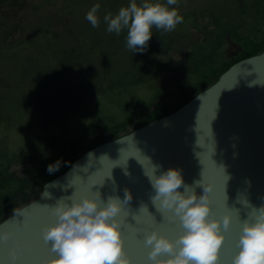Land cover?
<instances>
[{
    "label": "trees",
    "instance_id": "16d2710c",
    "mask_svg": "<svg viewBox=\"0 0 264 264\" xmlns=\"http://www.w3.org/2000/svg\"><path fill=\"white\" fill-rule=\"evenodd\" d=\"M127 1L47 0L57 6L55 13L47 19L41 17L38 30L29 31L16 47H9L6 40L21 29L16 20L23 0H0V18L9 24H0L3 61H10L12 49L21 53V60H55L56 66L55 77L40 86V97L29 94L21 101L12 95L1 98L0 222L35 199L47 181L62 174L84 152L121 136L113 133L125 131L131 124L132 130L139 128L177 110L212 85L233 63L264 50V0H233L234 14L189 11V7L184 9L177 3L170 5L179 9L182 22L171 31L153 27L147 49L134 53L126 47L127 29L119 34L109 32L103 19L105 10L115 14ZM95 3L100 4L97 15L104 26L103 42L83 34L89 31L85 14ZM65 22L64 31H50L51 27H64ZM242 31L254 35L242 36ZM228 42L238 43L243 49L231 59L223 55ZM68 44H73L75 52ZM52 48L58 51L51 56ZM150 80L154 84L145 92L143 85ZM134 88L138 89L137 96L144 94V100L162 97L160 103L144 113L145 105L140 104V96H134ZM127 95L130 100L124 99ZM123 113H127L125 117ZM79 125L87 127L68 136L69 128ZM101 125L112 134L83 141ZM58 158L60 168L49 173L47 165ZM14 165L22 166L26 174L10 172Z\"/></svg>",
    "mask_w": 264,
    "mask_h": 264
},
{
    "label": "water",
    "instance_id": "95a60500",
    "mask_svg": "<svg viewBox=\"0 0 264 264\" xmlns=\"http://www.w3.org/2000/svg\"><path fill=\"white\" fill-rule=\"evenodd\" d=\"M250 83L264 84V50L233 63L177 110L84 152L47 181L35 199L0 222V232L8 235L0 242V264H12L10 254H15V264H51L55 253L42 235L44 226L55 220L51 206L60 198L96 193L102 206L109 196L120 198L115 218L121 221L124 252L132 264H150L144 236L153 228L169 238L182 232L169 210H164V223H147V206L156 212L146 175L153 165L161 166L157 174L181 168L189 185L200 180L201 185L193 187L197 194L207 190L211 215H230L227 228L221 223L224 240L218 264H232L241 221L264 204V85ZM125 188L132 196L127 202Z\"/></svg>",
    "mask_w": 264,
    "mask_h": 264
},
{
    "label": "clouds",
    "instance_id": "9594fccd",
    "mask_svg": "<svg viewBox=\"0 0 264 264\" xmlns=\"http://www.w3.org/2000/svg\"><path fill=\"white\" fill-rule=\"evenodd\" d=\"M176 3L177 0H166V3L129 0L115 14L104 15L106 30L119 34L127 29L126 47L133 53L143 52L153 36V27L171 31L182 22L179 9L169 7ZM99 9L100 4L95 3L85 14L93 27L99 23ZM252 85L264 84L250 83ZM60 166L58 158L48 164L46 170L52 173ZM160 167L153 165L152 171L146 173L153 190L150 199L154 205L158 202L160 209L169 210L173 220H179L182 232L169 238L153 228L143 239L149 249L148 261L150 264H218L224 240L221 223L227 228L230 215L225 214L221 219L211 215L207 190L203 188V194H197L193 187L201 185L200 180L189 185L184 182L181 168L169 167L157 174ZM101 199L99 193L79 199L70 196L60 198L51 206L55 220L42 229L44 241L55 253L51 264H132L124 252L121 221L115 218L121 210L120 198L109 196L103 206ZM131 199V192L125 188L123 201ZM7 239L8 235L0 232V242ZM236 246L238 250L232 264H264V204L253 207L250 217L241 221ZM162 254H167V258L161 260ZM9 258L15 264V254H10Z\"/></svg>",
    "mask_w": 264,
    "mask_h": 264
},
{
    "label": "rangeland",
    "instance_id": "374dc122",
    "mask_svg": "<svg viewBox=\"0 0 264 264\" xmlns=\"http://www.w3.org/2000/svg\"><path fill=\"white\" fill-rule=\"evenodd\" d=\"M61 1V0H60ZM140 0H137V3ZM129 3V0L127 1V4ZM177 4L181 5V8L187 9L188 7L191 9L189 11L193 10H201V9H207L210 11H221V12H227V13H235L233 0H177ZM107 8L109 9V2L106 3ZM34 7V8H33ZM57 6L50 5L47 0H23V8L21 6L17 9V22L19 24V27L21 29L17 30L16 32L12 33V36L9 37V39L6 40V43L9 44V47H16L17 43L21 40H24L27 38L29 31H33V29L38 30V24L40 21V18L43 17L44 19L49 18V16L57 10ZM199 8V9H198ZM36 9V10H34ZM109 13L107 10L104 11V14ZM103 14V17H104ZM219 14V13H217ZM60 17V16H59ZM64 20V19H63ZM58 21V19H57ZM7 23V21H3L0 18V24L1 23ZM55 22V21H54ZM63 26H57L55 29L51 27L50 31L60 33L64 31L65 28ZM7 25H9L7 23ZM87 32L83 33L84 35H87L89 33L90 37L94 40H98L100 42H103V36L102 30L104 29V26L102 23H98L96 27H93L90 22L86 23ZM68 31V30H67ZM75 30H72L70 32L74 33ZM86 31V30H85ZM2 32L0 33L1 36ZM242 36H252L254 35L251 31L246 32L242 31L240 33ZM70 48V50L73 52L74 46L73 44L66 45ZM59 48V47H58ZM58 51V49L52 48L50 51V55L52 56L55 51ZM242 46L238 43L234 42H228V44L223 49V55L229 59L233 58V53H240L242 51ZM56 51V52H57ZM236 51V52H235ZM12 52L13 57L8 58L10 61L6 62L3 61L4 58L1 55L0 56V99L6 95L7 97L9 95L14 96L17 99H20L21 101L23 96H29V94H32L33 97H40V95H43V90L40 89V86H43L44 84H48L47 80H52L56 72V66H55V60H52L51 62H44L40 59H25L21 60L19 54H21L17 50H10ZM75 52V51H74ZM116 74V73H115ZM154 81L150 80L147 85H143L145 87V92L150 91V87L153 86ZM138 89L134 88V93L136 98H142L140 100L141 105L144 108V113H149L153 110L157 104L160 103V100L162 97H155L152 96L149 100H144L143 96L144 94L136 95V92ZM143 92V91H139ZM124 99L130 100L131 96L127 95ZM3 99L0 100L2 102ZM36 101V100H35ZM40 104V100H37ZM145 101V102H144ZM120 104L123 103L119 102ZM148 103V105H147ZM127 114V113H126ZM123 113V116L126 115ZM120 117V116H119ZM122 117V116H121ZM120 119V118H119ZM123 119V117H122ZM87 125H79L75 128L70 127L68 131V136H74L76 135L82 128H86ZM134 127V124H131L130 126H127V129L123 131L124 129L118 130L116 133L122 135L126 132H130L132 128ZM90 129V128H89ZM88 129V130H89ZM110 130L108 127L99 126L97 127V130L95 133H90L85 139V141H91L95 138L101 137V136H107L111 135ZM10 172H14L18 176H24L26 172L24 171V168L20 165H14L10 168Z\"/></svg>",
    "mask_w": 264,
    "mask_h": 264
},
{
    "label": "snow or ice",
    "instance_id": "6c2138e0",
    "mask_svg": "<svg viewBox=\"0 0 264 264\" xmlns=\"http://www.w3.org/2000/svg\"><path fill=\"white\" fill-rule=\"evenodd\" d=\"M97 191H94V193H96ZM155 210L156 212H152L149 210L148 206H147V223L150 226L156 227L162 223L165 222V220L167 219V217L165 216V212L164 210L160 209L157 205L155 206ZM158 214V215H157ZM159 216V218H158Z\"/></svg>",
    "mask_w": 264,
    "mask_h": 264
},
{
    "label": "flooded vegetation",
    "instance_id": "af4514ba",
    "mask_svg": "<svg viewBox=\"0 0 264 264\" xmlns=\"http://www.w3.org/2000/svg\"><path fill=\"white\" fill-rule=\"evenodd\" d=\"M234 55H237L236 53H233Z\"/></svg>",
    "mask_w": 264,
    "mask_h": 264
}]
</instances>
